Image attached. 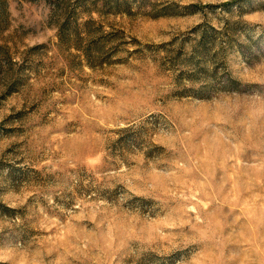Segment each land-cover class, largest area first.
Masks as SVG:
<instances>
[{"label": "rangeland", "instance_id": "374dc122", "mask_svg": "<svg viewBox=\"0 0 264 264\" xmlns=\"http://www.w3.org/2000/svg\"><path fill=\"white\" fill-rule=\"evenodd\" d=\"M0 264H264V0H0Z\"/></svg>", "mask_w": 264, "mask_h": 264}, {"label": "trees", "instance_id": "16d2710c", "mask_svg": "<svg viewBox=\"0 0 264 264\" xmlns=\"http://www.w3.org/2000/svg\"><path fill=\"white\" fill-rule=\"evenodd\" d=\"M115 6H116V8L120 7L118 3H116ZM71 24H72L71 21L67 20L66 23H64L62 26H60V28H59V37H60L61 41H63V40L66 41L67 40V35H69L68 32L70 31L71 26H72ZM92 25H93V22H91V20L90 21L88 20L85 23H83L82 24V28H81V29H83V31L81 30L82 32L78 28V24L72 26L73 30L70 31V32H71L74 40L76 41V44H77V42H78V44H80L81 41L83 42L86 39L87 40L90 39L91 36L94 37V35H93L94 32H95L94 34H97L96 32L99 31L100 28H98L97 30H93V26ZM81 33L84 34L83 37L81 36ZM93 37H91L92 38L91 39V45L87 48L86 51H84V56L86 58V61H88V62L90 60H92L93 59L92 57L94 56V55H91L92 53L89 51V50L92 49V47H94L93 50L95 49L94 52L97 55H100L102 50H103L102 42L100 40L95 39V38L93 39Z\"/></svg>", "mask_w": 264, "mask_h": 264}]
</instances>
